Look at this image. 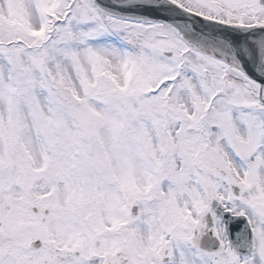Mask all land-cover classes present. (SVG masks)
<instances>
[{"label":"snow or ice","instance_id":"obj_1","mask_svg":"<svg viewBox=\"0 0 264 264\" xmlns=\"http://www.w3.org/2000/svg\"><path fill=\"white\" fill-rule=\"evenodd\" d=\"M0 264H264V0H0Z\"/></svg>","mask_w":264,"mask_h":264}]
</instances>
